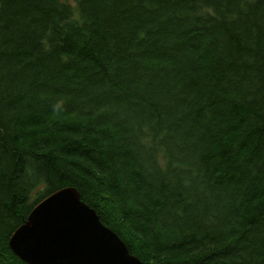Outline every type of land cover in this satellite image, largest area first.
I'll list each match as a JSON object with an SVG mask.
<instances>
[{
	"label": "trees",
	"instance_id": "trees-1",
	"mask_svg": "<svg viewBox=\"0 0 264 264\" xmlns=\"http://www.w3.org/2000/svg\"><path fill=\"white\" fill-rule=\"evenodd\" d=\"M65 188L146 264H264V0H0V264Z\"/></svg>",
	"mask_w": 264,
	"mask_h": 264
},
{
	"label": "water",
	"instance_id": "water-1",
	"mask_svg": "<svg viewBox=\"0 0 264 264\" xmlns=\"http://www.w3.org/2000/svg\"><path fill=\"white\" fill-rule=\"evenodd\" d=\"M9 245L27 264H146L130 253L75 188L39 203Z\"/></svg>",
	"mask_w": 264,
	"mask_h": 264
},
{
	"label": "rangeland",
	"instance_id": "rangeland-1",
	"mask_svg": "<svg viewBox=\"0 0 264 264\" xmlns=\"http://www.w3.org/2000/svg\"><path fill=\"white\" fill-rule=\"evenodd\" d=\"M70 1H72V2H73L74 0H70Z\"/></svg>",
	"mask_w": 264,
	"mask_h": 264
},
{
	"label": "bare ground",
	"instance_id": "bare-ground-1",
	"mask_svg": "<svg viewBox=\"0 0 264 264\" xmlns=\"http://www.w3.org/2000/svg\"><path fill=\"white\" fill-rule=\"evenodd\" d=\"M105 225V224H104ZM106 226V225H105ZM107 227V226H106ZM112 230V229H111Z\"/></svg>",
	"mask_w": 264,
	"mask_h": 264
}]
</instances>
